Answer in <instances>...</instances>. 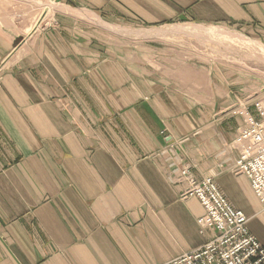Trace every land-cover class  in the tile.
<instances>
[{
    "label": "crops",
    "instance_id": "0c3cea01",
    "mask_svg": "<svg viewBox=\"0 0 264 264\" xmlns=\"http://www.w3.org/2000/svg\"><path fill=\"white\" fill-rule=\"evenodd\" d=\"M59 3L24 35L0 0V264H172L211 235L198 199L181 197L182 166L211 178L264 247V206L230 146L264 85L157 46L163 33L209 41L193 30L126 32L223 25L264 46V0Z\"/></svg>",
    "mask_w": 264,
    "mask_h": 264
},
{
    "label": "built area",
    "instance_id": "2783aa9c",
    "mask_svg": "<svg viewBox=\"0 0 264 264\" xmlns=\"http://www.w3.org/2000/svg\"><path fill=\"white\" fill-rule=\"evenodd\" d=\"M254 108L258 120L241 128L230 143L237 151L231 171L248 178L264 206V95L254 101ZM179 170L187 183L181 196L198 199L204 214L197 224L211 235L201 247L183 253L172 264H264V247L249 232L244 213L232 206L211 178L197 180L187 167Z\"/></svg>",
    "mask_w": 264,
    "mask_h": 264
},
{
    "label": "rangeland",
    "instance_id": "374dc122",
    "mask_svg": "<svg viewBox=\"0 0 264 264\" xmlns=\"http://www.w3.org/2000/svg\"><path fill=\"white\" fill-rule=\"evenodd\" d=\"M30 2H32V4H34V7H35L34 14H33L32 20H31V24H33V25L26 27V26H22L23 21H24L22 16H23V14H25V12H24L25 6H30L29 5ZM49 2H54V5L50 8L44 7L45 5H43V4L44 3L48 4ZM1 3L4 6L5 5L7 6L6 9L12 10V12L11 13L9 12V14H15L13 16V21H14L15 25H13L12 28L14 30H16L17 32H19L20 34L22 33L24 35H29L31 32H33L34 30L39 28V25H40L44 15L51 13V11H53V8L60 6L59 0H47V1L46 0H32V1H30V0H14L13 5H9L10 4L9 0H1ZM182 24H186V23H181V24H177V25H182ZM187 24H189V23H187ZM110 26H112V25H110ZM189 26H192V25H189ZM202 26H215V27H219V28H227V29L236 31L239 34L243 35L245 38H249L251 40V37L248 34L242 32V31H239L237 28H233V27H229V26H223V25H202ZM104 27L109 28L110 29L109 32H113L114 34H117L121 37H125L126 39H130L131 41H133V40L139 41V40H142L145 38L153 37V36L135 37L133 35L128 36V35H124L122 33H119L117 31L111 29L110 27H107V26H104ZM114 27L115 28L136 29V27H117V26H114ZM180 27L181 26H171V27H164L162 29H154L151 31H144V32L143 31L138 32V31H134V30H129L126 32H128L130 34L153 35L156 33H160V31H165V30H169V29H173L175 31L176 30H187L185 28H180ZM187 31H189V30H187ZM156 37H158V39H162L160 42H158L157 46L161 45V47L163 46L166 49H175V50L181 51V53L187 58L188 61H189V57H190V60H193L197 64L204 63L206 65H211V66H225L226 68H232V69H235L237 71H240L242 73L243 79L246 78L250 81L255 80V81L259 82L260 86L264 85V55L261 52H259L258 54H255L254 53L255 47H249V48H243L242 49L241 47L232 45L229 42L228 43L220 42L221 37H211L210 35L209 36L204 35V37H207L209 39L208 42L207 41L206 42L201 41V39H199V37L196 38V37L190 36L189 34H180V33H163V34H160ZM155 39H157V38H155ZM225 44L227 45L228 50L225 49ZM260 45L263 46L261 43H260ZM232 46L234 48L236 47V50H234ZM256 92H257L256 93L257 95H256V98L254 99V101L258 97H260L261 95H264V88H261ZM57 101H58V103H60L61 108L63 110L66 111L69 109V103L68 102H64L61 99H57ZM254 101H253V107H254ZM254 110H255V108H254ZM256 115H257V113H256ZM250 118H248L244 121L242 127H240L238 129L237 133L239 132V130L241 128L247 126L252 121L258 120V115L255 119L254 118L250 119ZM173 150H174V146L172 144H170V145L167 144L166 147H164L163 149L160 150V153H165V154L166 153H172L173 154ZM182 167H187V166H182ZM182 167H180V168H182ZM179 169H178V172H179L178 179H180L181 181L186 183V181H184L181 178V174H180ZM197 180H201V179H197ZM186 186H187V183H186ZM182 192H181V194H182Z\"/></svg>",
    "mask_w": 264,
    "mask_h": 264
},
{
    "label": "bare ground",
    "instance_id": "6f19581e",
    "mask_svg": "<svg viewBox=\"0 0 264 264\" xmlns=\"http://www.w3.org/2000/svg\"><path fill=\"white\" fill-rule=\"evenodd\" d=\"M44 5H45L44 7L50 8L54 5V2H49L48 4L44 3ZM180 28H185L187 30L190 29L196 33H200V34H203L205 36L210 35L211 37H221L220 42H224V43L229 42L232 45L241 47L242 49L243 48H249V47H255L254 48L255 54H258L259 52H261L264 55V46H261L259 42H256L252 39L250 40L249 38H245L243 35L239 34L238 32L227 29V28L203 27V26H196V25L181 26ZM225 49H227L226 44H225ZM233 49L236 50V47L235 48L233 47Z\"/></svg>",
    "mask_w": 264,
    "mask_h": 264
}]
</instances>
